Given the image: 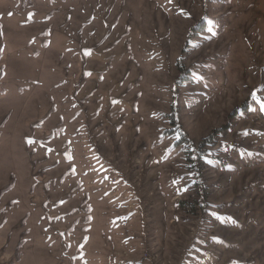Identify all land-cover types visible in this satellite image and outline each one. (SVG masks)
<instances>
[{
  "label": "rangeland",
  "instance_id": "obj_1",
  "mask_svg": "<svg viewBox=\"0 0 264 264\" xmlns=\"http://www.w3.org/2000/svg\"><path fill=\"white\" fill-rule=\"evenodd\" d=\"M0 264H264V0H0Z\"/></svg>",
  "mask_w": 264,
  "mask_h": 264
},
{
  "label": "trees",
  "instance_id": "obj_2",
  "mask_svg": "<svg viewBox=\"0 0 264 264\" xmlns=\"http://www.w3.org/2000/svg\"><path fill=\"white\" fill-rule=\"evenodd\" d=\"M210 138H211V137H209L208 139H204L203 141H204V142H205V141H209ZM204 142H203V143H204ZM177 144H179V142H178Z\"/></svg>",
  "mask_w": 264,
  "mask_h": 264
}]
</instances>
